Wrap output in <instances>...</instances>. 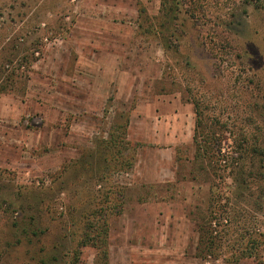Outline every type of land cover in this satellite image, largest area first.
<instances>
[{"label": "rangeland", "instance_id": "1", "mask_svg": "<svg viewBox=\"0 0 264 264\" xmlns=\"http://www.w3.org/2000/svg\"><path fill=\"white\" fill-rule=\"evenodd\" d=\"M177 2L206 17L199 38L188 20L178 52L165 53L138 16H158L161 0H0V264H100L102 249L109 264H227L198 256L195 219L212 188L264 185L248 177L260 167L252 149H264V7ZM227 23L235 30L226 35ZM158 96L196 104L198 133L221 149L245 142L223 178L183 144L172 182L132 185L141 146L126 140L128 118L136 100ZM255 191L235 207L227 237L264 221ZM20 211L40 234L30 243L14 226ZM260 255L240 264H264V247Z\"/></svg>", "mask_w": 264, "mask_h": 264}, {"label": "trees", "instance_id": "2", "mask_svg": "<svg viewBox=\"0 0 264 264\" xmlns=\"http://www.w3.org/2000/svg\"><path fill=\"white\" fill-rule=\"evenodd\" d=\"M198 1L200 0H192L193 3ZM181 2L184 3L185 0H181ZM256 2L261 5V7H264V0H242V6L253 5ZM178 4L177 0H161L159 15L155 17L146 15L143 8H140L138 11L139 19L141 18L144 22H151L146 27V31L155 34L157 38H159L165 53L168 51H173L174 53L178 52L179 44L186 34L187 26L185 24L188 20L189 28L197 32V38L201 36V34L198 35L197 22L205 20V8L193 6L189 7V9H184L183 7H178ZM233 8L230 10L234 11L237 9V7ZM233 13L234 12L231 11L229 14ZM244 13H247L245 8ZM179 16H182V18H184L183 20L186 21L175 25L179 21ZM240 25L239 23L238 26ZM203 26L204 25H201V27H199L201 31L204 29ZM140 27L142 26L140 25ZM223 29V33L226 35L235 30L231 27L230 23H227ZM205 34L210 38V41H216L218 39L219 42H221V48H223L222 44L226 41L219 37L216 30L209 28ZM193 106L196 119L193 129V146L195 147V153L192 160L198 161L208 157L210 161L214 163L212 166L214 177H222L223 175L221 173L232 168L235 161L240 158L239 152L240 150H244L242 148L245 146V142L241 143V145L234 141L233 146H231L234 150L229 146L227 150L221 149L220 145H218V139H212L211 136L205 137L198 133V129H200L202 123L199 118L200 114L198 115L196 104L193 103ZM260 107L264 110V103H262ZM200 137L201 139H199ZM215 141L217 142L215 143ZM251 152L252 155L258 158L257 160L260 167L257 172L254 174L251 173L248 177L262 184V182L264 183V149L257 146L254 147ZM231 153H235L237 156L233 157ZM212 159L214 160L212 161ZM209 166L211 168V165ZM233 172L234 171L231 170L229 174L232 176L234 174ZM241 182L242 183L239 185H233V188L226 189V192L224 191L225 193L216 194L212 188V195L205 208L201 209L197 207V213L200 215L195 219V227L198 234L196 250L201 259H222L227 264H240L241 260L261 257L260 251L264 247V221L259 222V219L256 218L254 219L255 222H253L254 229L249 230L242 228L243 234L227 237L230 231L234 232V230H236V228L231 229L233 224L239 222L240 217V213L236 211L235 207H239L238 204L242 203L245 197L249 199L257 195L255 191L257 190L258 198L264 201V185H256L257 189L254 190L247 180H241ZM232 196L233 199L231 198ZM255 205L263 212L264 205H260L259 203H255ZM23 213L24 212L20 211L13 219V222L18 236H22L24 240L30 243L35 237L40 236V234L37 233V229L36 231L33 229L34 217L25 218ZM103 235H105V232ZM226 238L228 239L226 240ZM246 238L247 240L244 241ZM231 242L233 243L232 245H227V254L229 256L226 258L224 255L226 250L223 251L222 248L225 246V243L230 244ZM98 261L100 264H109L108 252L102 249V251L99 252Z\"/></svg>", "mask_w": 264, "mask_h": 264}, {"label": "crops", "instance_id": "3", "mask_svg": "<svg viewBox=\"0 0 264 264\" xmlns=\"http://www.w3.org/2000/svg\"><path fill=\"white\" fill-rule=\"evenodd\" d=\"M193 124V106L183 104L177 98L163 100L158 96L153 103L147 101L146 104L135 101L125 135L128 142L141 146L137 148L135 163L129 170L134 178L133 186L165 184L174 180L176 149L183 144L192 146ZM135 203L142 205L139 199Z\"/></svg>", "mask_w": 264, "mask_h": 264}]
</instances>
